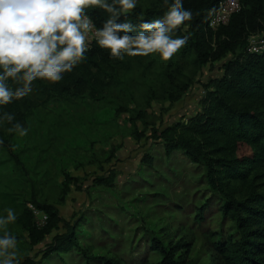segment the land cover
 I'll return each mask as SVG.
<instances>
[{"label": "trees", "instance_id": "trees-1", "mask_svg": "<svg viewBox=\"0 0 264 264\" xmlns=\"http://www.w3.org/2000/svg\"><path fill=\"white\" fill-rule=\"evenodd\" d=\"M219 1L183 0L192 17L173 33V38H189L170 60H162L159 53L143 57L125 54L120 60L94 42L83 61L70 73L63 74L59 82L35 80L27 96L0 104V151L8 160L21 165L13 152L15 131L8 129L16 123L26 128L31 112L52 99L71 97L85 104L87 101L112 104L115 118L124 116L135 140L152 139L163 146L167 156L181 151L190 162L204 166L208 187L221 197V214L232 222L235 230L233 235L219 241H212L213 233L205 237L212 264H264V45L258 52H251L248 43L252 36L264 41V0H240L241 9L228 24L211 31L206 28L207 23ZM166 11L164 0H137L136 8L122 15L117 23L130 22L139 31L140 23L162 18ZM86 12L97 28L108 19L102 9L89 8ZM227 55L230 59L222 63L221 75L202 89L200 112L186 123L177 122L164 129L153 126L148 112L151 104L166 100L173 103L191 86L190 80L182 81L183 64L199 69ZM7 83L13 89L19 86L12 80ZM123 98L127 102H118ZM5 113L13 115L12 122L3 119ZM240 145L249 149L248 155L238 157ZM144 160L150 164L152 158L146 155ZM28 203L46 217L41 228L35 225L33 212L26 207ZM196 215L201 219L202 210L198 209ZM80 222V217L73 222L65 221L54 205L38 201L35 192L22 205L15 220L31 247L44 243L40 251L44 259L79 250ZM186 246L179 241L166 245L152 238L147 254L154 252L160 258L152 262L144 255L139 264H188L177 256ZM82 255L87 264H123L115 257H89L85 252ZM19 264L36 262L25 256Z\"/></svg>", "mask_w": 264, "mask_h": 264}, {"label": "rangeland", "instance_id": "rangeland-1", "mask_svg": "<svg viewBox=\"0 0 264 264\" xmlns=\"http://www.w3.org/2000/svg\"><path fill=\"white\" fill-rule=\"evenodd\" d=\"M248 43L261 45V37H249ZM228 59L230 55L199 69L183 64L182 81L190 80L191 86L173 103L151 104L153 126L186 123L200 112L204 85L221 75ZM86 103L71 97L52 99L33 110L27 135L15 132L12 139L21 165L0 151V217H6L9 208L17 217L35 192L38 201L54 205L65 221L81 218L79 250L44 259L40 254L44 243L31 247L15 222L0 228V237L7 230L16 237L18 260L28 256L36 264H87L82 252L115 257L123 264H139L144 255L156 262L160 257L146 249L152 238L166 245L187 244L177 256L188 264H212L205 237L213 233L212 241H219L235 230L221 214V197L208 187L204 166L190 162L181 151L167 156L152 139L135 140L124 116L115 118L112 104ZM249 152L240 145L237 155ZM146 155L152 158L150 164ZM26 207L33 212L35 225L44 226V215L29 203Z\"/></svg>", "mask_w": 264, "mask_h": 264}, {"label": "clouds", "instance_id": "clouds-1", "mask_svg": "<svg viewBox=\"0 0 264 264\" xmlns=\"http://www.w3.org/2000/svg\"><path fill=\"white\" fill-rule=\"evenodd\" d=\"M136 4L137 0H0V104L27 96L37 79L59 82L83 61L90 38L112 58L159 53L162 60H170L188 41V36L173 38V33L191 19V11L183 0L170 5L164 0L167 11L162 18L140 23L139 31L130 22L117 23ZM89 8L108 14L101 28L87 14ZM9 80L19 86L10 88ZM3 119L12 122L14 117L5 113ZM8 131L23 137L28 129L16 123ZM6 212L0 217L2 229L17 219L12 209ZM0 264H19L16 237L7 230L0 237Z\"/></svg>", "mask_w": 264, "mask_h": 264}, {"label": "built area", "instance_id": "built-area-1", "mask_svg": "<svg viewBox=\"0 0 264 264\" xmlns=\"http://www.w3.org/2000/svg\"><path fill=\"white\" fill-rule=\"evenodd\" d=\"M241 9L240 0H221L218 2L214 11L211 14V17L207 23V29L211 31H216L219 27L225 26L228 24L230 18L237 14ZM96 42L94 38H90L89 48L90 46ZM262 45H264V41H261V46H253L250 47L249 51L258 52V50L262 49ZM46 217L44 216V220ZM45 223V221H44Z\"/></svg>", "mask_w": 264, "mask_h": 264}]
</instances>
